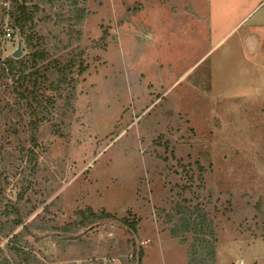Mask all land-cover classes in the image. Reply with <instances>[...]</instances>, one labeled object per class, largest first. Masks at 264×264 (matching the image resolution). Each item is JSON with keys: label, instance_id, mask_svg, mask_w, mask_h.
<instances>
[{"label": "rangeland", "instance_id": "rangeland-1", "mask_svg": "<svg viewBox=\"0 0 264 264\" xmlns=\"http://www.w3.org/2000/svg\"><path fill=\"white\" fill-rule=\"evenodd\" d=\"M12 1L0 0L3 57L20 36L6 12ZM28 5L40 9L46 64H74L76 83L40 126L38 147L29 118L16 113L11 133L0 122V221L14 205L36 209L26 223L77 231L90 208L113 218L68 246L46 234L32 247L52 263L101 264L135 243L142 264H190L193 235L173 231L199 208L213 224L214 264H264V0Z\"/></svg>", "mask_w": 264, "mask_h": 264}, {"label": "trees", "instance_id": "trees-1", "mask_svg": "<svg viewBox=\"0 0 264 264\" xmlns=\"http://www.w3.org/2000/svg\"><path fill=\"white\" fill-rule=\"evenodd\" d=\"M32 1L23 0L20 3L18 0H13L12 5L6 7L10 27L19 30L27 48L31 49V54L22 58L3 57L2 42H0V122L4 119L7 123L6 126L9 125L7 132L11 133L16 126L13 127L11 124L16 113L23 121L25 118H29V127L34 132L30 142L32 146L38 147L37 135L40 126L50 120L46 116H55L58 105L63 101L64 91L67 88L75 89L76 76L74 77L73 72L74 64L64 67L56 64L54 69H50L49 64H46L48 55L42 49L44 39L37 35L36 24L34 23L37 11L40 9L34 5L32 7L34 9L31 11L28 3ZM75 5L73 3V6ZM34 39L39 40V43H36ZM38 45L39 47H37ZM82 73L81 71L80 75ZM50 77L55 78L52 81ZM47 92L56 93L57 99L53 97L54 95H47ZM30 152L33 155L30 164L35 171L38 168V157L34 150H30ZM23 194L24 192L20 194L17 203L24 199ZM35 210L26 211L23 214L19 206L9 205L2 214L1 218L4 220L0 221V240L4 245L0 247V264H58L52 263L40 251L38 252L35 247H32L29 239L34 238L35 242L38 243L43 239L42 235L48 234L47 236H51L60 248L80 241L81 237L75 235L79 231L92 227L96 222L113 218L106 212L96 214L89 208L87 212L79 213V221L75 223L77 231L63 230L59 229L58 226L54 228L45 227L40 217H35L26 223V220L33 215ZM186 212L178 226H175L173 231L175 237H180V232L193 235L194 240L189 250L190 264H214V241L216 239L212 221L203 209L195 208L193 211L187 209ZM123 222L136 234L137 224L135 222L128 220ZM64 239H66V244L63 243ZM143 257L144 250L138 249L135 243H130L123 253H118V256H110L106 261L102 260L101 264H116L119 261H124V264H142Z\"/></svg>", "mask_w": 264, "mask_h": 264}, {"label": "water", "instance_id": "water-1", "mask_svg": "<svg viewBox=\"0 0 264 264\" xmlns=\"http://www.w3.org/2000/svg\"><path fill=\"white\" fill-rule=\"evenodd\" d=\"M19 35L20 36H19L18 47L13 53L14 58H21L24 55L23 42H22L21 34H19Z\"/></svg>", "mask_w": 264, "mask_h": 264}, {"label": "built area", "instance_id": "built-area-1", "mask_svg": "<svg viewBox=\"0 0 264 264\" xmlns=\"http://www.w3.org/2000/svg\"><path fill=\"white\" fill-rule=\"evenodd\" d=\"M6 36L9 38L12 37V31L10 29L6 30Z\"/></svg>", "mask_w": 264, "mask_h": 264}]
</instances>
